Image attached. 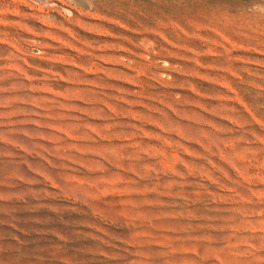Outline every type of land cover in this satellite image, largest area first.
Returning <instances> with one entry per match:
<instances>
[{
	"label": "rangeland",
	"instance_id": "374dc122",
	"mask_svg": "<svg viewBox=\"0 0 264 264\" xmlns=\"http://www.w3.org/2000/svg\"><path fill=\"white\" fill-rule=\"evenodd\" d=\"M0 264H264V0H0Z\"/></svg>",
	"mask_w": 264,
	"mask_h": 264
}]
</instances>
